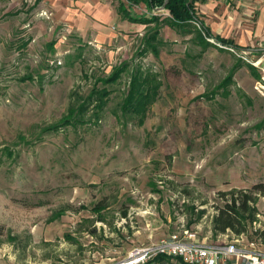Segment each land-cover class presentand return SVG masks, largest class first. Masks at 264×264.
Here are the masks:
<instances>
[{
  "label": "rangeland",
  "instance_id": "rangeland-1",
  "mask_svg": "<svg viewBox=\"0 0 264 264\" xmlns=\"http://www.w3.org/2000/svg\"><path fill=\"white\" fill-rule=\"evenodd\" d=\"M111 1L138 19L169 17ZM60 14L53 0H0V264H111L175 235L264 253V194L252 190L264 184L256 58L166 24L83 30ZM155 28L159 54H141ZM124 63L117 83L100 81ZM137 68L161 83L143 120L114 114ZM95 86L114 90L100 120L63 124ZM237 190L256 197L255 220L215 234L220 193Z\"/></svg>",
  "mask_w": 264,
  "mask_h": 264
},
{
  "label": "trees",
  "instance_id": "trees-1",
  "mask_svg": "<svg viewBox=\"0 0 264 264\" xmlns=\"http://www.w3.org/2000/svg\"><path fill=\"white\" fill-rule=\"evenodd\" d=\"M166 1L167 0H126L130 6H140L143 4L151 11L163 7ZM195 1L196 0H168L165 10L168 11L169 17L163 19L154 16L151 19H138L129 15V10L123 4L119 7V13L123 19L145 24H166L184 35H194L195 37L193 40L205 47L215 46L208 41V38H211L222 45L233 47L238 51L241 50L235 45H232L229 41L215 38L211 34L197 15ZM142 43L144 46L141 49V54L151 52L158 55L160 52L159 47L163 45L159 29L155 28L152 33L150 32L149 35H146L142 39ZM127 68L128 64L124 63L114 68L108 77L102 78L100 81L104 85H114L118 82ZM157 76L156 73L150 71L143 72L141 68H137L131 75L129 90L119 104L118 109L116 108V110H114V114L118 115V110H120L124 117L128 116L131 119L139 118L143 120L148 108L154 103L158 95V90L161 87V83ZM231 79L232 76H229L225 82L228 83ZM113 92L114 90L108 87H93L85 98H78L70 104L68 113L62 123L68 125L86 124L93 120L98 122L102 112L108 106ZM252 190L253 192L257 191L258 194H264V184H255L252 186ZM220 196L224 204L215 207L216 214L213 217V230L215 234H224L228 231H231L235 235L244 233L246 231V222H253L255 220L257 214L256 208L254 207L256 197L252 195V192L242 190L220 193ZM100 209H103V207H100ZM259 234L264 237V231ZM165 259L166 258L163 256H158L147 264H161Z\"/></svg>",
  "mask_w": 264,
  "mask_h": 264
},
{
  "label": "crops",
  "instance_id": "crops-1",
  "mask_svg": "<svg viewBox=\"0 0 264 264\" xmlns=\"http://www.w3.org/2000/svg\"><path fill=\"white\" fill-rule=\"evenodd\" d=\"M53 1L60 8L61 20L81 25L83 30L111 26L120 32L137 29L138 24L123 19L111 0ZM195 8L215 38L229 41L240 52L255 57L264 77V0H196Z\"/></svg>",
  "mask_w": 264,
  "mask_h": 264
},
{
  "label": "built area",
  "instance_id": "built-area-1",
  "mask_svg": "<svg viewBox=\"0 0 264 264\" xmlns=\"http://www.w3.org/2000/svg\"><path fill=\"white\" fill-rule=\"evenodd\" d=\"M208 40L222 46L214 39ZM226 48L236 53L233 47ZM241 58L249 62L243 55ZM158 256L166 258L161 264H264V253L255 249L252 242L242 245L241 240L235 239L229 243L208 245L187 241L186 237L181 239L177 235L146 247H135L124 259L111 264H147Z\"/></svg>",
  "mask_w": 264,
  "mask_h": 264
},
{
  "label": "water",
  "instance_id": "water-1",
  "mask_svg": "<svg viewBox=\"0 0 264 264\" xmlns=\"http://www.w3.org/2000/svg\"><path fill=\"white\" fill-rule=\"evenodd\" d=\"M168 0L166 1L165 5L161 8H158L157 10H160V11H164L165 10V7H166V4H167Z\"/></svg>",
  "mask_w": 264,
  "mask_h": 264
}]
</instances>
